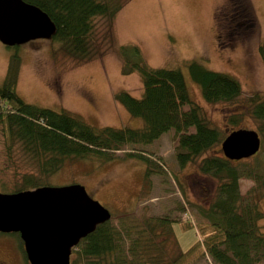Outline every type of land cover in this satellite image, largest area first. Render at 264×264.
<instances>
[{
    "label": "trees",
    "instance_id": "1",
    "mask_svg": "<svg viewBox=\"0 0 264 264\" xmlns=\"http://www.w3.org/2000/svg\"><path fill=\"white\" fill-rule=\"evenodd\" d=\"M24 1L49 16L55 26L50 40L59 44L58 51L64 56L80 64L101 58L112 50L121 60L122 75L134 72L140 75L143 88L140 97H134L127 90L117 91L113 97L131 116L140 118L143 126L97 128L67 110L55 111L25 102L17 93L20 45L7 46L14 51L0 83V124L6 147L18 148L31 169L13 190L3 193L47 186L45 180L66 163L79 160L107 163L121 157L117 154L120 151L122 157L138 158L145 164L141 193L151 184L152 174L160 173L163 166L152 160L151 154L142 147L172 130L177 136L175 156L179 166L194 163L201 175L217 182L208 206L198 209L202 217L198 225L202 240L182 250L173 230V223L180 220L168 214L135 215L117 222L111 214L109 220L82 238L71 253L81 264H195L206 256L211 264H264V229L259 225L264 218L260 208L264 196L261 162L251 165L243 159L235 161L223 154H208L229 132L240 127L224 135L212 126L202 107L191 99L180 68L149 66L137 44L114 46V18L127 0ZM248 5L244 0H227L218 22V42L225 37L234 38L235 33L247 34L254 28V10ZM96 18L105 20L99 43ZM258 52L264 62V38ZM185 65L206 102H233L241 95V84L232 75L210 70L197 60H189ZM245 107L257 123L262 145L264 97L258 93L252 95ZM240 118L241 113H236L228 122L235 126ZM127 146L131 150H125ZM242 178L254 182L244 194L240 191ZM184 224L192 227L190 222Z\"/></svg>",
    "mask_w": 264,
    "mask_h": 264
},
{
    "label": "rangeland",
    "instance_id": "2",
    "mask_svg": "<svg viewBox=\"0 0 264 264\" xmlns=\"http://www.w3.org/2000/svg\"><path fill=\"white\" fill-rule=\"evenodd\" d=\"M226 2L127 0L114 18L113 40L114 46L137 44L145 62L151 67L180 68L191 99L202 107L209 123L224 135L234 127L257 130V123L247 113L245 102L256 93L264 97V62L258 52L259 43L264 38V0H244L254 10L256 25L247 34L240 32L235 33L234 38L225 37L220 41L223 47H219L218 22ZM104 22L103 18L95 19L98 43ZM58 47L59 44L50 38L32 39L18 47L21 67L17 93L25 102L55 111L67 110L97 128L143 126L140 118L131 116L114 100L113 94L120 90H127L134 97H140L143 92L137 72L121 74V60L115 51L78 64L59 52ZM13 51L14 48L0 42V83ZM189 60H197L210 70L235 77L241 84V95L233 102H206L199 85L190 78L185 65ZM236 113H241V118L232 126L228 119ZM130 148L127 146L125 150ZM142 148L151 154L152 160L161 162L163 166L160 173L152 174L151 184L146 185L141 193L145 164L138 158L122 157V151L117 153L121 157L107 163L96 160L66 163L45 182L53 186L83 185L93 199L110 211L116 222L135 215L168 214L179 219L173 223V230L181 249L186 250L203 238L198 229L202 220L198 209L208 206L217 182L201 175L194 163L179 166L175 156L177 136L172 130ZM208 154H222L220 143ZM243 160L251 165L261 162L264 170V142L255 155ZM27 164L26 156L18 148L6 147L0 124V192H10L18 185L23 174L30 172ZM253 186L252 180L240 179L241 193H246ZM260 208L264 215V196ZM186 222H190L192 227L185 225ZM259 225L264 229V218ZM20 240L15 234L4 240L9 247L0 244V248L3 246L13 252L15 264L23 261ZM174 251L175 245L172 247ZM6 253L0 250L1 258ZM207 257L195 264H211ZM70 261L71 264H81L72 253Z\"/></svg>",
    "mask_w": 264,
    "mask_h": 264
},
{
    "label": "water",
    "instance_id": "3",
    "mask_svg": "<svg viewBox=\"0 0 264 264\" xmlns=\"http://www.w3.org/2000/svg\"><path fill=\"white\" fill-rule=\"evenodd\" d=\"M55 26L49 16L24 0H0V42L16 46L32 39L50 38ZM259 133L239 128L220 143L229 160L255 155ZM111 213L81 184L42 186L0 192V232H18L29 264H70L72 248Z\"/></svg>",
    "mask_w": 264,
    "mask_h": 264
},
{
    "label": "flooded vegetation",
    "instance_id": "4",
    "mask_svg": "<svg viewBox=\"0 0 264 264\" xmlns=\"http://www.w3.org/2000/svg\"><path fill=\"white\" fill-rule=\"evenodd\" d=\"M218 43H219V47H223L224 44H222L221 42H218ZM15 234L20 238L19 233H15V232L3 233V232H0V244L7 248L8 245H7V243L4 242L5 238H7L8 236L15 235ZM3 246L0 248V250L1 251H4V252H8V253L5 254V257L4 258H1L2 256H0V264H15V260H14V257L15 256H14V254H12L13 252L11 253V250L10 249L8 251ZM20 246L23 247V243ZM23 249H24V247H23ZM20 252H21V254L23 256L22 249H21ZM20 264H26V261L24 259V256H23V261H22V263L20 262Z\"/></svg>",
    "mask_w": 264,
    "mask_h": 264
}]
</instances>
